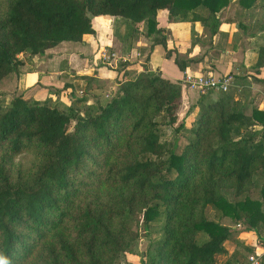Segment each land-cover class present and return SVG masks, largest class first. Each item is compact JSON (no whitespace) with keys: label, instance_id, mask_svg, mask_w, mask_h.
Returning <instances> with one entry per match:
<instances>
[{"label":"trees","instance_id":"1","mask_svg":"<svg viewBox=\"0 0 264 264\" xmlns=\"http://www.w3.org/2000/svg\"><path fill=\"white\" fill-rule=\"evenodd\" d=\"M230 2L0 0V81L18 73L21 53L43 54L94 34L100 15L127 24L128 47L145 22L150 51L161 44L184 71L188 60L167 47L158 13L198 21L212 35ZM237 3L262 11L264 32V0ZM257 52L244 72L264 83V34ZM149 56L136 71L120 62L117 88L104 101L95 92V103L84 96L62 107L13 93L0 105V264H119L126 253L140 255V264H216L225 255L220 264H242L224 246L231 228L208 218L207 208L242 221L264 243V108L248 110L228 91L191 104L181 80L148 70ZM74 77L91 88L92 76ZM141 228L156 234L144 251ZM200 233L206 237L198 241Z\"/></svg>","mask_w":264,"mask_h":264},{"label":"crops","instance_id":"2","mask_svg":"<svg viewBox=\"0 0 264 264\" xmlns=\"http://www.w3.org/2000/svg\"><path fill=\"white\" fill-rule=\"evenodd\" d=\"M234 1L231 0L217 13L220 23L216 33L212 35L198 21H175L169 19L165 11L158 13V26L162 28L167 47L175 49L181 59L188 60L184 71H180L172 59L164 56L165 51L161 44L153 45L150 51L152 35L147 33L145 22L144 35L140 32L142 38L134 36L130 40L133 55L129 58V55L117 53L124 61L127 58L136 60L134 67L138 69V63L145 60L150 52L148 64H145L148 70L159 71L162 76L171 80L182 81L185 72L212 73L216 76L232 74L233 84L240 92L239 96L232 98L246 105L248 110L253 106L263 109L264 83L253 81L244 72L245 68L253 66L257 60L258 43L264 34L259 31L263 13L255 6L246 9ZM198 11L202 15L206 14L204 8H199ZM114 21L115 18L107 15L97 16L92 20L95 33L84 35L75 45L62 41L43 54L21 53L19 58L22 64L19 65L18 73L3 78L0 81V90L13 91L15 95L32 96L36 100L49 98L55 103L61 102L62 107L71 105L82 95L87 98L88 104L95 103V92L101 94L102 91L105 96L117 88V72L108 69L116 64L107 67L98 57L102 49L116 51L114 49L120 45V36L114 33ZM140 47L142 49H137ZM129 68L132 67L128 66ZM74 74L92 76L91 88L85 90L84 79L75 78ZM242 77L245 78L242 80ZM182 95L191 104L198 99H194L195 92L184 84ZM196 108L194 106L192 109ZM251 233L253 232H247L248 236ZM249 246L252 253L264 250V245L256 238ZM261 264H264V255Z\"/></svg>","mask_w":264,"mask_h":264},{"label":"rangeland","instance_id":"3","mask_svg":"<svg viewBox=\"0 0 264 264\" xmlns=\"http://www.w3.org/2000/svg\"><path fill=\"white\" fill-rule=\"evenodd\" d=\"M236 2H237V0L234 1V3H236ZM114 25H115L114 31H115L116 36H118V35L121 36L122 35L124 37V41L120 40V45L118 44V48H115L114 50H116V52L121 53V55L123 54V56L129 55V58H130L133 55V51H131V47L130 46L128 47V45H127V43H128V40H127L128 39V31H129V30H127V24L123 23L122 20L117 19V20L114 21ZM140 32H142V34L144 35V25H143V23L139 25V33L135 35L137 38L141 37ZM67 43H70V45L71 44L72 45L76 44V42H74V41H68ZM137 49H142V47L137 48ZM129 58H127L126 61L128 63H132V64L129 65V66L132 67L131 71H136L137 68L134 67L135 66L134 62L137 63V61L136 60H134V61L130 60ZM120 62H123V60L121 58H119V60L116 63V65L113 66V67H109L108 64H105V65L107 67H109L108 68L109 70L113 69V70L116 71L115 67H117ZM233 81H234V79H233ZM100 88L102 89V87H100ZM194 92H195L194 99H195V97L197 99L200 96L205 94V93L204 94H200V93H198L196 91H194ZM228 92L231 95V97L232 96L233 97L234 96L235 97L239 96V93H240L238 91L237 87H235L234 84H232V86L229 87ZM13 93H14L13 91L7 92V91H4V90H0V105L9 104L10 100H11V95ZM109 93H112V91H110ZM206 94L210 95L211 98H215L219 94V91L212 90L210 92H206ZM100 95H103L101 97V101H104V100L107 99L104 96V92L101 91ZM83 97L84 96L82 95L79 98H83ZM97 100H98V98H97ZM196 101H195V103H196ZM57 103L60 104L61 102H57ZM195 103H193V104L195 105ZM238 103H239V100H238ZM196 114H197V108L195 110L191 109V113L184 120V123H185L186 126L190 127V126L193 125ZM258 129H259V127H258ZM170 132H171L170 129H168L166 131L168 136L171 135ZM223 193L229 200L233 199V192L231 190H224ZM258 195H259L258 189L257 188H253V190L251 191V196L256 197ZM206 215H207L208 218L217 219V220H219V222H221V223H223V224H225V225H227V226H229L231 228L232 235H231V237L228 240L225 241L224 246L226 248L227 254L231 253L232 255L235 256V258L240 260L242 263H244L246 258H247L246 255L248 253V250L252 249L249 246L250 242L254 243L255 238H256V240H258V239L260 240V244L261 245H264L263 240H261V238H258L255 233H251L248 236L247 232H252V231L248 230L247 228H245V225L243 224L242 221H240L241 226L237 227L236 221H234L233 219H231L230 217H227V216L223 217V218H218V217H216L215 212L211 211L209 208L206 209ZM154 235H156V234H152L150 236H146L143 228H141V239L139 241V251H144L145 250V248L147 247L148 241L152 237H154ZM205 237L206 236L204 234L200 233L198 235V241L203 240ZM225 256H218L216 264H220L222 259L225 258ZM119 264H140V255H138L137 253H126L125 254V258Z\"/></svg>","mask_w":264,"mask_h":264},{"label":"built area","instance_id":"4","mask_svg":"<svg viewBox=\"0 0 264 264\" xmlns=\"http://www.w3.org/2000/svg\"><path fill=\"white\" fill-rule=\"evenodd\" d=\"M98 57L102 63L108 64L109 66L115 65L119 58L123 61L125 60L116 51H109L107 49H102ZM233 79V75L229 73L216 76L212 73L185 72L182 77V83L186 88L204 94L212 90L219 92L228 91L229 87L233 84ZM105 96L108 97L109 94L106 93ZM240 226L241 224L237 223V227ZM263 255L264 250L253 253L251 252L242 264H261L263 261Z\"/></svg>","mask_w":264,"mask_h":264}]
</instances>
